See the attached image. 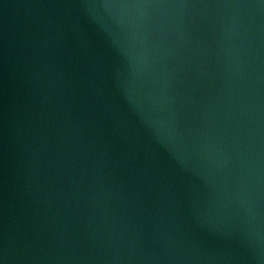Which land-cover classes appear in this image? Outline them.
<instances>
[{"label": "water", "instance_id": "obj_1", "mask_svg": "<svg viewBox=\"0 0 264 264\" xmlns=\"http://www.w3.org/2000/svg\"><path fill=\"white\" fill-rule=\"evenodd\" d=\"M0 264H264V0H0Z\"/></svg>", "mask_w": 264, "mask_h": 264}]
</instances>
